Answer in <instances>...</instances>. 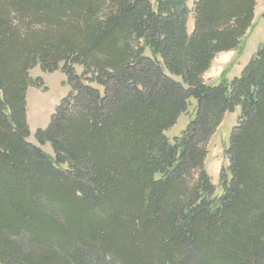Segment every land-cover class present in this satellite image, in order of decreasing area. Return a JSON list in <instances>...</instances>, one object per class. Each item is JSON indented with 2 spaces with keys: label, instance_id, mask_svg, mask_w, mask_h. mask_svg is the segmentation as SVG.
<instances>
[{
  "label": "trees",
  "instance_id": "1",
  "mask_svg": "<svg viewBox=\"0 0 264 264\" xmlns=\"http://www.w3.org/2000/svg\"><path fill=\"white\" fill-rule=\"evenodd\" d=\"M255 8L195 0L188 33L187 0H0V264H264V45L203 80ZM38 66L71 85L35 133L51 155L27 141ZM238 107L217 196L206 144Z\"/></svg>",
  "mask_w": 264,
  "mask_h": 264
},
{
  "label": "rangeland",
  "instance_id": "2",
  "mask_svg": "<svg viewBox=\"0 0 264 264\" xmlns=\"http://www.w3.org/2000/svg\"><path fill=\"white\" fill-rule=\"evenodd\" d=\"M152 3L155 0H150ZM195 0H187L189 15L187 20V31L193 30V5ZM264 0H256L255 17L250 30L240 40L238 47L227 53L218 54L211 64L208 72L205 73L203 80L207 85H218L221 79L232 80L234 76L239 77L243 68L249 60L255 55L256 51L264 45ZM76 72H81L80 67H76ZM40 78L43 87L28 85L25 94V109L27 116V125L29 144L39 147L47 154H53L49 144L40 146L35 133L38 129H46L49 125L51 116L54 114L60 102L71 92V85L67 82L66 76L60 72L45 73L38 67L29 72V80L32 82ZM195 101L192 100V106L188 114L181 115L176 124L166 132V136L172 141L174 138L181 136L188 127L189 122L193 119ZM240 116V108L234 112L227 113L220 127L206 144L207 155L204 166L211 181L215 187V195L222 193L219 184V175L222 168H227L229 160L225 150L229 148L230 135L237 125ZM229 176V174H228Z\"/></svg>",
  "mask_w": 264,
  "mask_h": 264
},
{
  "label": "crops",
  "instance_id": "3",
  "mask_svg": "<svg viewBox=\"0 0 264 264\" xmlns=\"http://www.w3.org/2000/svg\"><path fill=\"white\" fill-rule=\"evenodd\" d=\"M222 54V53H221ZM220 55V54H219ZM234 77H236V76H234Z\"/></svg>",
  "mask_w": 264,
  "mask_h": 264
}]
</instances>
